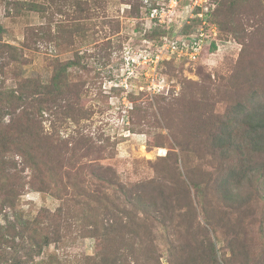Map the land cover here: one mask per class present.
Instances as JSON below:
<instances>
[{"label": "trees", "instance_id": "trees-1", "mask_svg": "<svg viewBox=\"0 0 264 264\" xmlns=\"http://www.w3.org/2000/svg\"><path fill=\"white\" fill-rule=\"evenodd\" d=\"M211 1L215 6L210 20L218 25L220 40L224 33L233 35L243 44L240 56L244 55L247 40L257 37L263 27L261 0ZM5 2L8 13L53 9L46 15L47 25L32 28L22 46L3 41L6 28L0 22V264H63L56 252L47 259L35 256L52 243L59 246L73 232L97 240L94 255L76 257L80 264H163L160 236L169 251V264H234L238 255L245 254L250 204L237 194L255 180L258 191L264 186V107L251 109L234 127L230 119L215 113L218 101L209 97L212 87L220 92L226 85L216 86L211 75L202 83L181 77L191 97L159 99L155 106L161 112L158 126L180 125L172 135L179 152L162 156L166 165L159 164L148 182L123 183L110 165L99 161L110 139L105 142L86 132L84 122L93 110L81 100L89 89L86 82L73 83L71 70L76 66L87 70L84 56L76 53L73 59L55 62L49 82L22 74L27 48H39L40 42L51 44L67 37L73 43L74 31L86 37L97 25L102 27L101 39L116 34L119 25L108 17L89 26L67 22L66 17L56 21L55 31L51 29L54 15H68L75 7L79 14L100 16L108 0H49L51 6L36 0ZM143 6L142 0H134L132 13L142 16ZM113 47L110 40L105 51L111 54ZM211 48L217 49L216 43ZM174 64L165 62L162 70L174 74ZM153 107L136 104L131 112L144 120ZM72 124L75 129L63 135ZM28 190L46 192L62 203L55 211L45 208L28 218L19 209L20 197ZM219 230L231 248L230 256L219 254L213 236ZM27 245L32 255L23 258L18 252Z\"/></svg>", "mask_w": 264, "mask_h": 264}, {"label": "rangeland", "instance_id": "rangeland-1", "mask_svg": "<svg viewBox=\"0 0 264 264\" xmlns=\"http://www.w3.org/2000/svg\"><path fill=\"white\" fill-rule=\"evenodd\" d=\"M5 1L0 0V22L6 28L3 41L19 46L24 44L25 37L31 33L32 28L47 25L49 16L46 15L51 14L53 9L44 13L25 9L19 13L13 11L8 13ZM36 1L51 6L49 0ZM122 1L108 0L107 4L103 3L100 16H97L95 12L92 16L90 13L79 14L75 7H71L68 15H54L55 21L51 27L53 31L56 30V21L66 17L67 22L72 23L75 20L73 23H77V20L85 26L104 21L108 17L118 23L119 31L111 38L101 39L99 37L102 36L100 30L102 27L97 25L96 28L87 31L88 36L86 37L82 36L81 31H74L73 43H70L67 37H61L58 42L55 41L51 44L45 41L40 42L39 48H27L28 54L25 63L22 64V74L24 76H39L44 82H49L55 62L73 59L76 57V53L83 55V63L87 65V70L80 66L71 69L75 73L72 81L75 84L86 82L87 89H89L87 95H84L81 100L85 107L93 110L89 119L84 122L87 124L86 132L91 131L93 136L102 138L105 142V139H110L106 155L99 161L104 165H110L123 183H144L155 176L159 164L166 165V161L161 159L162 156L174 153L173 151L179 152V149L173 146L174 138L172 135L173 131L181 130L180 125L173 124V129L158 126V118H161V112L155 106L159 99L165 98L166 101L170 100V102L174 98L185 97L189 99L192 94L188 91L189 88L185 85L183 78L202 83L204 78L211 75L216 86L226 85V87L220 86V92L212 87L209 97L214 100L213 102L218 101L216 102L215 113H219L223 120L230 119V123L232 122L234 127L248 111L264 107V20H262L261 33L252 41L247 40L248 48L242 56L240 55L243 44L240 40L233 35L224 33L222 40L216 44L217 49L213 50L210 46L205 48L198 62L189 66L174 64V74L167 73L170 82L168 92L149 94L136 91L122 92L117 89L107 92L103 84L112 75L110 72L111 65L124 42L131 38L141 39L146 29L145 13L142 16L132 13L134 0L131 4ZM261 3L264 7V0H261ZM140 23L141 25H139ZM249 29H254V26H249ZM96 30L99 31L95 33ZM157 31L153 33L155 35L148 38H153L160 33ZM147 34L151 35L152 33ZM109 39L114 44V50L111 54L105 51V47L110 45ZM100 49L103 51L98 57L96 54L100 52ZM8 80L10 81L9 78ZM197 92L201 93L200 88ZM145 103H152L155 108H149L145 114L146 119L139 120L137 113L131 111L136 104ZM172 115L171 113L169 117ZM73 129L75 126L72 124L70 129L62 131V134L64 135ZM169 164L172 165V160ZM178 165L184 171L180 156ZM255 181L249 184L246 190H240L237 194L241 200L249 199L250 213L245 223L248 232L244 235L247 252L238 255L232 262L234 264H264V186L261 185V191H258L260 187L256 185L257 182L255 183ZM19 201V209L23 210L28 218H33L45 208L55 211L62 203L46 192L35 190L26 191L21 195ZM4 216H1L3 222ZM213 236L220 256H230L231 248L224 239L222 230L213 233ZM69 237L59 246L52 243L44 248L42 255H36L35 259H47L49 253L56 252L61 256L63 264H80L81 261L77 262L76 257L96 253V238H82L76 232H73ZM157 244L162 263L169 264V251L163 236L159 237ZM31 252L32 249L27 245V247L19 250L18 254L25 258L27 253H29L28 256H31Z\"/></svg>", "mask_w": 264, "mask_h": 264}, {"label": "built area", "instance_id": "built-area-1", "mask_svg": "<svg viewBox=\"0 0 264 264\" xmlns=\"http://www.w3.org/2000/svg\"><path fill=\"white\" fill-rule=\"evenodd\" d=\"M142 1L146 29L141 39L124 42L103 84L107 92H168L165 62L189 66L201 59L205 48L219 44L218 25L210 20L211 0ZM156 31L158 36L148 38L147 33Z\"/></svg>", "mask_w": 264, "mask_h": 264}]
</instances>
